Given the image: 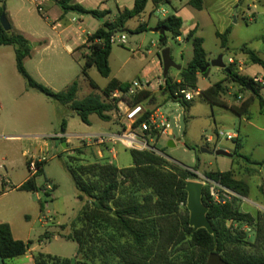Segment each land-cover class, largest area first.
Here are the masks:
<instances>
[{"label": "trees", "instance_id": "obj_1", "mask_svg": "<svg viewBox=\"0 0 264 264\" xmlns=\"http://www.w3.org/2000/svg\"><path fill=\"white\" fill-rule=\"evenodd\" d=\"M150 0H135L134 6L125 8L114 19H106L108 11L86 9L74 3V0H57L63 13L78 12L92 15L102 20L101 26L87 36L86 46L89 52L84 54L85 66L83 72L88 76V69L95 66L104 77H110V55L112 50L111 36L123 32L129 20L140 16ZM155 8L171 4V0H152ZM3 0H0V17L3 12ZM188 4L198 10L204 7L203 0H188ZM183 20L173 13L159 20L157 27L165 26L173 38L181 35ZM147 30L145 23H140L135 32ZM229 27L224 33L217 32L221 46L229 49ZM191 30L186 39L193 45V59L183 66L179 75L181 83L174 81L168 74L166 87L163 90L165 101L172 99L184 106L185 112L190 110L191 101L174 99L172 92L178 87L196 88L201 69L209 62L204 47V39L196 36ZM162 38V36H161ZM160 38V40H161ZM167 40L161 42L166 45ZM13 45L15 47L16 66L18 72L26 81L27 88L34 89L52 99L58 108L61 133H65L68 121L62 113L63 106L70 105L81 120L90 124V115L97 114L100 119L110 121V114L117 104L111 99L116 90L127 91L129 81H121L112 77L101 90L102 95L91 93L78 100V83L73 82L65 91L57 92L43 83L35 80L27 71L25 60L32 55V43L21 32L6 31L0 21V47ZM248 55L250 61L264 69V59L245 44L240 49ZM231 72H225L226 77L208 88L201 90L203 99L212 104L228 106L223 95L226 92V82H233L250 93L249 98L240 105H231L239 115L249 112L254 98H258L264 108V98L260 94L263 84H256L253 79L241 74L232 65ZM91 86L99 89L96 82L90 79ZM251 87L249 90L248 87ZM150 96L149 102H154L155 95L142 92L137 101ZM64 140V139H63ZM87 145H85L86 147ZM107 145L102 149L103 155L97 151L92 153V160L85 155L84 146L75 148L74 154H68L65 167L72 176L79 198L86 200L77 218L71 224L68 239L78 243V251L74 257H59L45 252H35V264H206L211 253L219 254L228 264H264V212L242 211L237 198L220 203L210 192V184L203 187L202 201L209 208L207 217L217 232V240L205 228L193 230L189 223L187 208L188 193L185 186L188 181L198 178V167L191 170L167 160L153 151L129 149L132 163L119 167L111 160ZM91 146H88L89 149ZM95 150V147H93ZM90 148V149H93ZM241 143L235 142L234 155L247 162L256 164L239 153ZM40 167L28 180L18 187V190L38 192L44 186H38L36 176L44 171V161L37 162ZM28 165V161H27ZM206 176L220 183L237 194L247 197L250 186L248 182L237 178L234 170L208 172ZM5 189L0 190V194ZM41 210L44 204L41 203ZM253 230V235L246 230ZM54 235L47 231L42 239H51ZM33 244L15 239L9 223H0V257L4 264H9L17 257L25 255ZM90 261V262H89Z\"/></svg>", "mask_w": 264, "mask_h": 264}, {"label": "rangeland", "instance_id": "obj_2", "mask_svg": "<svg viewBox=\"0 0 264 264\" xmlns=\"http://www.w3.org/2000/svg\"><path fill=\"white\" fill-rule=\"evenodd\" d=\"M108 1L113 11H116L115 1ZM2 6L10 7L9 11L15 23L31 39L39 36L42 31H45L43 32L45 37L50 34L55 35H52L53 42L48 49L42 51V47H39V51L33 53L31 59L26 62V69L35 80L57 92L65 91L73 82H77L78 100L87 97L91 93L102 95L101 90L112 77L121 80L150 79L156 84L158 78L163 77V66L161 64V67H159L157 61L161 60L162 50L165 47L170 48L171 57L178 65L186 66L194 56L192 43L187 41L186 37L189 31L197 25V22L199 23L198 33L205 40L204 47L211 60L216 59L220 54H224V62L227 66L230 65V57L241 59L246 56L239 50L243 45L247 44L257 50L264 46V14L260 9L254 21H249V19H245L246 16L243 18L240 15L237 16L236 23L232 20L230 48L226 49L221 47L220 40L216 36V32L220 31L222 26L220 12L211 10L208 7L202 11L198 10L190 6L187 0H173L172 4H165L153 10L152 3H149L146 11L128 21L126 31L117 32V37L121 34L126 36V43L115 42L112 44L109 59L110 77L102 76L95 66L88 69L87 76L83 72L85 66L83 55L89 52L86 43L80 47L82 52L76 51L73 54L68 52L57 38L56 33L53 32L51 18L46 19L43 15L44 11H38L37 6L31 0H3ZM174 7L180 8V13L184 17V24L181 29L182 39L179 41L173 38L169 31H166L167 42L163 46L160 42L161 35L153 31V28L156 27L159 20L175 13ZM150 12L153 14L151 19L149 18ZM7 17L12 25L8 15ZM101 23L102 20L92 15H85L83 26L89 32H93ZM140 23H145L147 30L137 33L135 30ZM31 42L34 49L36 44L34 45L33 39ZM3 50L6 49L0 51V81L11 73H15L22 78L17 70L15 57L3 53ZM177 70L176 68L170 69V74H173L174 78L179 77ZM224 75L225 73L222 70L212 67L208 77H203L201 74L197 87L190 88V90H201L220 81ZM42 77L45 81L42 80ZM90 79L96 82L99 89L96 90L91 86ZM2 93L3 95L0 94V165H4V168L0 167V175L4 174L3 178L6 180H19L21 177L19 173L20 164L25 162L21 154L23 151H29L31 155H35V158L45 157L46 159L44 171L36 176L37 183L39 186L46 187L52 185L54 189L49 190L47 194L44 190L38 191L41 201L35 195L23 191L3 192L0 194V210H9L11 205L17 203L25 204L29 216L17 213L15 209L10 210V213L20 222L26 224L27 237L33 241L32 247H34L32 252L29 253L30 255L41 251L59 257H74L78 251V243L68 239L66 235L71 233V224L79 215L86 200L83 201L79 198L75 182L65 167L66 157L68 154H74L73 150L75 148L66 152L65 141L60 136V121L55 120L58 112L57 105L52 99L37 91V94L45 98L49 104V115L47 114V117L45 112L39 110L35 105L32 106L23 102L15 103L10 98L5 99V92ZM248 94L249 92L242 88L241 90L237 89V85L231 91L230 87L226 85L223 98L230 104L225 106L209 103L199 93L191 101L188 112H185L184 106L179 102L172 99L165 101L164 98L156 97L154 102L150 103L161 105V110L169 115L174 128L172 137L164 136L157 143L156 147L160 152L159 154L167 160L188 167L191 170L197 166L198 170H193L198 175L195 181L202 182L205 185L208 181L206 176L208 172L228 169L231 162L239 158L234 155L236 139L230 140L225 136L218 137V133L220 131L231 133L238 131L240 119L232 112L234 110L231 105L241 104L243 101L240 99L241 97L239 98V95L248 96ZM6 97H9V95H6ZM101 97L106 100L103 95ZM258 102V100H255L251 105V111L255 116H257ZM62 113L68 121V138H72V143L69 146L79 144L81 147H85L86 144L83 139L81 140V137L119 131L118 116H116L114 110L110 112L111 121L102 120L97 114H92L90 115V124L84 123L79 115L71 109L70 105L63 106ZM33 117L40 120V122L42 121L43 124L32 123L31 125L28 118ZM5 121L9 126L3 128ZM175 123L179 127H175ZM13 125L14 127H10ZM16 125L17 128H15ZM10 133H19L21 137L16 140L7 138V134ZM249 133L248 149H255V157L260 159V162L255 165L261 167V172L258 174L256 168L250 171L247 168L248 176L245 175V172L242 174L238 172L240 173L238 175L239 178L249 183L251 188V199H249L251 201L259 199L258 201L264 205V192L260 189V187L264 188V160H262L264 158V138L257 131L251 130ZM209 137L213 138L212 142H208ZM170 140H173L174 145H169ZM40 145L42 146L40 147ZM106 145L108 152L118 148L117 156L113 159L112 156L109 157V160L117 166L124 167L132 163L130 150L126 149L121 143H108ZM88 146L90 145L86 147L88 148ZM93 147H95V150ZM87 148L85 157L92 160L91 151L93 150L94 153L97 149H103L104 146L94 145L90 147L93 149ZM203 148L211 152H204ZM215 149L230 150L233 156L217 155L213 152ZM26 167L24 164V168ZM8 186L10 185L3 186L0 179V190L7 189ZM237 200H239L238 205L242 211L253 210V212H256L258 210L248 200H245V202L238 198ZM41 203H47V207L43 211L40 209ZM246 230L251 236L253 235L252 229L246 228ZM47 231L54 236L49 240H41ZM26 260L27 262L32 261V258L27 257ZM0 264H4L1 257ZM9 264H16V262Z\"/></svg>", "mask_w": 264, "mask_h": 264}, {"label": "crops", "instance_id": "obj_3", "mask_svg": "<svg viewBox=\"0 0 264 264\" xmlns=\"http://www.w3.org/2000/svg\"><path fill=\"white\" fill-rule=\"evenodd\" d=\"M31 1L37 6V3H35L34 0H31ZM114 1H115V5H116V11H113L108 0H74V3L80 4L86 9L106 10V11H108V15L106 16V19H114L119 14V12L122 11L123 9H125V8L131 9L134 6L135 0H114ZM172 2H173V0H171V4H172ZM149 3H152V10H153L155 8L154 3L152 2V0H150L148 2V4ZM187 3H188V0H187ZM203 3H204L203 9L208 7V8H211V10H215L217 12H220V14L222 15V18H221L222 26H221L220 31H217V32L224 33L229 27L231 28V32L229 33V41H228V47L229 48H230V35L232 34V25H231L232 20H234V22L236 23L237 22V16L240 15L243 18H245V16H246L245 19H249V21H254V20H256V15L259 13L258 12L259 9L264 14V0H203ZM148 4H147V6H148ZM42 7L44 9L43 15L45 16V18L46 19L51 18V20H52L53 32L56 33L57 38L62 43L63 47L68 52H70L71 54L75 53L76 51H81L80 47L86 43L87 35L92 34L101 26V24H99L93 32H89L83 26L84 17L87 14H82V13H78V12L63 13L62 9L60 8V6L57 3V0H43L42 1ZM174 8H175V14H177L178 16H180L182 18L183 24H184V19H183L184 17L180 13L181 9L178 7H174ZM9 10H10V7L7 6L6 14L9 16V18L12 22V27L15 30L23 33L30 41L32 39L34 40V45L35 44L36 45L32 51V55L34 52L39 51L38 50L39 47H42V51H45L46 49H48L51 46V44L53 42L52 35L55 36L54 34H52V35L50 34L47 37H45L44 36L45 34H43V32H45V31H42L39 36L31 39L26 33H24L18 27V25L15 23L13 17L11 16ZM145 11H146V9H145ZM152 17H153V14L150 12L149 18L151 19ZM196 24L197 25L191 30L196 31V34H195L196 36L202 37L198 33L199 23L197 22ZM156 27H157V25H156ZM181 37H182V35H180L176 39H178L180 41L182 39ZM187 41H189V40H187ZM204 42H205V40H204ZM247 46H248V48L253 49L251 46H249V45H247ZM2 49H6V50H3V53L8 54L10 57L12 55L15 57V47L13 45H6V46L0 47V51ZM253 50H255L258 53V55L262 59H264V46H261V48L259 50H257V49H253ZM206 52H207V50H206ZM241 53L246 55V56H244L241 59H238L237 57H230L233 59L235 58L237 61L236 62L234 59L235 64H233V67L237 71H239L241 74L248 75L251 78L253 76H256V75L261 77V78H264V69L260 65L252 63L247 54H245L243 52H241ZM207 54H208V59L210 61L211 58L209 56V53L207 52ZM32 55L25 60V65H26V62L29 59H31ZM15 62H16V57H15ZM246 62H247V64H246ZM161 64H162L161 60L157 61V65L159 67H161ZM218 69H220V68H218ZM220 70H222L225 73V71L223 69H220ZM179 71L180 70H177L178 73H179ZM169 74H170V72H169ZM201 74L198 75V79H199ZM170 75L172 76L173 74H170ZM202 76L205 77L203 74H202ZM225 77H226V75H224V77L221 80H223ZM42 78H43L42 80L45 81L44 77H42ZM144 78H146V77H144ZM159 78H161V77H159ZM159 78H158V81L156 84H154L153 81L150 79H143V80L148 81L151 84L150 88L152 90V94L155 95V97L165 98L163 91L159 90V87H158ZM173 79L174 80L175 79L181 80L180 75H179V77H176V78L173 77ZM119 80H121V79H119ZM121 81H129L130 82L131 80H121ZM225 84L230 87V91L232 90V88L235 85H237V89L241 90V86L236 84V83L226 82ZM211 85L212 84L208 85L207 87H205L201 90H204ZM2 92H5L4 93L5 99L10 98L15 103H22L23 102L26 104H31L32 106L35 105L37 108H39V110L44 111L46 115L47 114L49 115V109H48L49 104H48V102H46L45 98H42V96L37 94L36 90L27 88L25 79L23 77L21 78L20 76H18L15 73H11V74L7 75V77H3V79L0 81V94L3 95ZM260 94L264 98V87L261 88ZM6 95H9V97H6ZM249 96H250V93L248 94V96L239 95V98L241 97L240 99H242V101H244L247 98H249ZM255 100L259 101L258 98H254V100L252 101V104ZM226 102L228 104H230L228 101H226ZM258 103H259V105L257 108V116H255L251 111V105L252 104L249 107L248 114H245V115H238L236 112L231 110L234 113V115H236V117H238L240 119L238 131H236V133H235L237 135L236 140H239L241 143V149L239 150V153L242 154L243 156L247 157L248 159H250L253 162H260V159H257L255 157V149L254 148L248 149V137L250 134L249 132L251 130L257 131L258 133L263 135V138H264V108L261 106L260 102H258ZM233 105H240V104H233ZM57 110H58V108H57ZM48 115H47V117H48ZM28 119H30L31 125H32V123L40 124V125L43 124L42 121L40 122V120H37L35 117L28 118ZM55 120L60 121V117H59L58 112H57V115L55 116ZM234 120L236 121V119H234ZM44 121L47 122L46 119H44ZM233 124L235 125L236 123H233ZM8 126L9 125H8L7 121H5L3 124V128H6ZM10 127H14V125L10 126ZM17 127L18 126L16 125L15 128H17ZM67 127H68V124H67ZM112 133H115V132H112ZM60 136L62 137V139H64V141L66 143V152H69L71 149L81 147L79 144H77V145L73 144L72 146H69V144L72 143V138H68L67 129H66L65 133H60ZM6 137L16 140V139H19L21 137V134L10 133V134H7ZM82 139H83V137H81V140ZM35 143H37V142H35ZM41 146L42 145H40V147ZM229 152H230V150H229ZM97 153L99 156L103 155V151L101 152L100 149H97ZM109 154L112 156V159H113L118 154V148H117V150H115V149L109 150ZM21 155H22L23 159H25L24 164L27 167L24 168V164H22V163L20 164L19 173H20L21 177L19 180H17V181H14L13 179L6 180L3 178L4 174L0 175L2 185L3 186L6 184L10 185L7 187V189H5V193L22 191V190H18V187L20 185H22L26 180H28L34 174V173L30 172L28 165H27V161L30 158H34L36 160L43 159V157H38V158L36 157L35 158V155H31L29 153V151H23ZM262 160H264V158ZM45 162H46V159H45ZM0 167L3 169L4 165H0ZM247 168H249L248 169L249 171L251 169L256 168L257 169L256 171L258 172V174L261 172V167L256 166L254 163L247 162L243 158H237L236 161L231 162L228 169H222V170H218V171L223 172V171H227V170H234L238 176L237 178H239L238 174H240V173L242 174L243 172H245V175L248 176L249 173H247L248 172ZM238 172H240V173H238ZM16 173H17V171H16ZM9 174H10V172H9ZM38 186H39V184H38ZM48 186H51L50 190L54 189L52 185H47V187L44 186V187H46V190H47ZM260 189L262 190V192H264L263 187H260ZM23 192L35 195V197L38 200H40L38 192H31V191H23ZM48 192H49V190H48ZM250 192H251V188L249 191V195L247 197L239 195L238 199H241L244 202H245V200H248V202L251 203L252 206H254L256 209L263 211L264 205L262 203H260V201H258L259 199L256 201L250 200L251 199V197H250L251 193ZM238 202H239V200H237V203ZM47 203L44 204V210L47 207ZM13 209H15L17 213L24 214L25 216H29V214L27 213L28 211L25 208V204L24 203H17L16 205H11L9 207V210H5V211L0 210V223L1 222L9 223L11 226L12 234H13L14 238L27 242L30 239H28V237H27L28 235L26 233L27 232L26 224L25 223L23 224L22 222H20V220L16 219L14 215H11L10 210H13ZM249 211L253 212V210H249ZM33 249H34V247L31 246V248L28 250V252L25 255L15 258L13 260V262H16V264H35L34 259H33V255L29 254L30 252H32ZM27 257H31L32 261L29 260L27 262V260H26Z\"/></svg>", "mask_w": 264, "mask_h": 264}, {"label": "built area", "instance_id": "obj_4", "mask_svg": "<svg viewBox=\"0 0 264 264\" xmlns=\"http://www.w3.org/2000/svg\"><path fill=\"white\" fill-rule=\"evenodd\" d=\"M43 0H34L37 3V9L43 12L42 7ZM126 43V36L121 34L117 37V32L111 36V43ZM229 64L233 66L235 61L233 58H229ZM229 65V66H230ZM166 78H159V90L163 91L166 87ZM253 81L256 84H264V78L259 76H253ZM177 83H181V80H174ZM127 91L116 90L112 93L111 99L117 104V108L114 109L116 116H118L119 131L110 134H94L83 137V141L86 145L90 146H104L108 143H121L124 147L129 149H135L139 151H153L159 154V150L156 145L162 137H172L174 135V128L170 120L169 115L164 113L160 106L153 105L149 102L150 96L142 101H137V97L142 92H150V83L141 79H134L129 82ZM199 89L191 91L190 88L178 87L172 94V97L181 101H191L194 96L199 94ZM175 127H179L175 123ZM225 136L227 139L233 140L237 138L235 133L223 132L218 133V137ZM213 138L209 137L208 142H212ZM102 152V149H100ZM43 159L30 158L28 160V168L31 173H36L39 170L37 162L44 161ZM208 178V177H207ZM206 183L210 184L211 196L220 203L231 201L233 198H238L239 194L235 191L222 186L220 183L215 182L208 178ZM51 189L48 186L47 191Z\"/></svg>", "mask_w": 264, "mask_h": 264}, {"label": "water", "instance_id": "obj_5", "mask_svg": "<svg viewBox=\"0 0 264 264\" xmlns=\"http://www.w3.org/2000/svg\"><path fill=\"white\" fill-rule=\"evenodd\" d=\"M0 21L6 31L11 30V23L6 14V7L3 6V12L0 17ZM126 31V30H125ZM153 31L158 32L162 38L160 42H164L167 40L166 36V27L160 26L153 28ZM161 61L163 66V77L166 78L170 72L171 68H176L180 70L182 68L181 65H178L171 57V50L168 47H165L162 50ZM212 67H217L223 69L225 72L230 73L231 70L229 66L224 62V54H220L216 59L210 60L202 69L201 73L208 77L210 70ZM251 90V87H248ZM169 145H174L172 140L169 141ZM66 146V143H65ZM204 152H211L210 150L203 148ZM217 155H225L228 157H232L233 154L225 149H215L213 151ZM204 184L199 181L190 180L187 182L185 186V190L188 193L187 199V208L189 210V223L190 226L193 227V230H197L200 228H205L210 234L214 235L215 240H217V232L212 227L210 220L207 217V213L209 208L202 201ZM206 264H228L224 259L217 253H211L207 259Z\"/></svg>", "mask_w": 264, "mask_h": 264}]
</instances>
